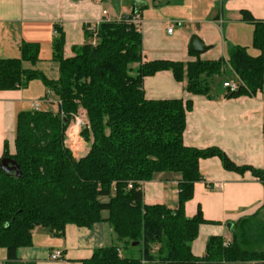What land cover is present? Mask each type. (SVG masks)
<instances>
[{
	"label": "trees",
	"instance_id": "16d2710c",
	"mask_svg": "<svg viewBox=\"0 0 264 264\" xmlns=\"http://www.w3.org/2000/svg\"><path fill=\"white\" fill-rule=\"evenodd\" d=\"M141 11L134 6L129 15L101 21L96 45L85 25L86 42L76 47L73 57L64 56L63 36L56 38L57 80L24 67L25 62L39 61L38 43H22L19 58H0V89L24 88L40 79L58 102L55 111L20 112L15 151L10 152L6 141L0 156V248L9 263L17 260L20 247L32 244L37 226L63 236L68 224L90 228L106 221L123 249L119 244L95 249L80 264H264L262 211L233 223L227 244L223 236H211L202 257L193 253L192 243L207 221L200 208L192 218L185 215L194 184L203 179L201 159L217 156L224 168L251 171L263 184L264 171L237 165L217 147L186 146L183 135L191 100L148 99L143 87L145 77L169 70L176 81L186 80L187 91L209 96V79L229 66L243 84L234 92L225 89L226 97L254 95L264 86V20L242 11V18L255 25L257 55L236 45L227 59L144 61L143 36L132 22ZM80 109L87 115L82 137L90 145L76 158L64 140L68 123ZM4 157L19 165L20 175L2 168ZM161 172L180 175L175 208L144 201L142 182Z\"/></svg>",
	"mask_w": 264,
	"mask_h": 264
},
{
	"label": "crops",
	"instance_id": "0c3cea01",
	"mask_svg": "<svg viewBox=\"0 0 264 264\" xmlns=\"http://www.w3.org/2000/svg\"><path fill=\"white\" fill-rule=\"evenodd\" d=\"M184 3L186 8L172 18L178 36L171 41H163L165 21L145 19L140 14L144 61L165 59L187 63L198 58L227 59L236 45L246 46L250 52L255 25L242 18V11L264 20V0H185ZM104 11L102 0H0V58H19L22 43H38L39 61L25 62L24 67L57 80L60 65L52 60L56 38L63 36L64 56L73 57L76 47L86 42L85 25L122 17L112 18ZM171 35L176 37L175 29ZM193 35L202 39L209 47L207 51L195 53L190 49ZM257 54L258 50L254 55ZM227 71H231L232 80L239 79L229 66L223 73ZM227 80L231 79L225 76L224 81ZM143 87L148 99L191 100L183 135L186 146L217 147L237 165L264 171V86L254 95L237 98L226 97L225 88L209 91V96L194 94L186 90V80L178 82L171 71L164 70L145 77ZM35 102L39 103V110L58 109L57 100L40 79L31 80L24 88L0 89V156L6 141L14 153L17 117L22 111L35 110ZM82 141V151L86 153L90 144L84 138ZM199 166L203 179L195 182L194 196L185 204V215L192 218L200 208L207 221L200 226L199 235L192 243L193 253L202 257L211 236L221 235L228 241L232 236L229 223L264 211V184L251 171L238 173L224 168L217 156L201 159ZM179 181V174L156 173L143 184L145 203L177 207ZM217 183L221 186L217 187ZM116 238L106 221L90 228L68 224L63 236L37 226L32 244L18 249L15 262L9 263L6 250L0 248V264H80L91 258L95 249L112 245ZM55 251H62L63 261L51 259Z\"/></svg>",
	"mask_w": 264,
	"mask_h": 264
},
{
	"label": "rangeland",
	"instance_id": "374dc122",
	"mask_svg": "<svg viewBox=\"0 0 264 264\" xmlns=\"http://www.w3.org/2000/svg\"><path fill=\"white\" fill-rule=\"evenodd\" d=\"M184 1L185 0H102V2H104V6L106 8V11L108 10L107 11L108 16H110L112 18H117L119 15H121V16L129 15L132 13L134 6H136L137 8L139 7L142 9L141 14L144 16L145 19L156 18L157 20L165 21L166 23L163 26L164 29L162 31L163 41H171V40L177 38V36H178V33L176 32L177 26H176L174 19H172V18L177 16L181 11H183L186 8ZM167 21H170L171 24L173 23V25L170 26V24ZM169 28H172V30L175 29L176 37L171 35L172 31L168 32ZM250 53L254 55L257 53V50H255L252 46H250ZM47 58H49V57H47ZM52 60L58 62V64H59V61L55 60L54 58H52ZM47 62L49 64V61H47ZM225 76L227 78H230L231 80L233 78L231 71L230 72L227 71L223 74L213 75L209 79L210 91L213 92V91H216L218 89L224 90L223 81H224ZM43 107H44V105L41 102V108H43ZM81 113H84V112L81 111ZM82 142L83 141L80 139V144ZM86 153H85V151H82V149H81L80 152H77V155H75V157L79 158V157L85 155ZM107 215H108V213L104 212V216H107ZM260 216L264 218V211H262L260 213ZM113 244H119V245H121V247L123 249V244L119 243L117 238ZM137 255H139V253H137ZM146 264H156V263L147 262ZM163 264H166V263H163Z\"/></svg>",
	"mask_w": 264,
	"mask_h": 264
},
{
	"label": "built area",
	"instance_id": "2783aa9c",
	"mask_svg": "<svg viewBox=\"0 0 264 264\" xmlns=\"http://www.w3.org/2000/svg\"><path fill=\"white\" fill-rule=\"evenodd\" d=\"M104 14H107V11H104ZM132 22L137 24L138 27H139V30H140V22H141L140 14L134 15L133 18H132ZM99 23L100 22H98V23H90V24L86 25V28L88 29V31L92 32L91 43L93 45H96L97 28H98ZM171 31H172V28H169L168 32H171ZM242 84L243 83L239 79H237V80H227V81L223 82V87L226 90H228V91L234 92V91H237L239 89L240 85H242ZM33 105H34L36 110L39 109V103L38 102H35ZM82 112H84V113H81V111H80L78 114H75L73 116L71 121L68 123V126H67L66 131H65L64 144H65V146L67 148H69L72 151L73 155H74V153L80 152V150L83 147V145H82L83 142L80 144V139L82 140V138H83L82 137V130L87 126V115H86L85 110H82ZM73 133L75 134V136L77 137V139L79 141L78 145H74L73 136H72ZM143 184H144V182H142V185ZM216 186L220 187L221 184L217 183ZM129 187H132L131 183H129ZM228 242H229V240L226 241V244ZM51 259H53V260H62L63 261L64 259H63L62 251H55L51 255ZM246 264H256V262L255 261H249Z\"/></svg>",
	"mask_w": 264,
	"mask_h": 264
},
{
	"label": "water",
	"instance_id": "95a60500",
	"mask_svg": "<svg viewBox=\"0 0 264 264\" xmlns=\"http://www.w3.org/2000/svg\"><path fill=\"white\" fill-rule=\"evenodd\" d=\"M208 46L204 44L202 39L198 35H193L190 40V49L195 53H204L208 50ZM2 168L7 172H17L18 175L21 174L19 165L9 158H3L1 161ZM229 227H232V224L229 223Z\"/></svg>",
	"mask_w": 264,
	"mask_h": 264
},
{
	"label": "bare ground",
	"instance_id": "6f19581e",
	"mask_svg": "<svg viewBox=\"0 0 264 264\" xmlns=\"http://www.w3.org/2000/svg\"><path fill=\"white\" fill-rule=\"evenodd\" d=\"M72 136H73V142H74V145H77L78 144V139H77V137L75 136V134L73 133L72 134Z\"/></svg>",
	"mask_w": 264,
	"mask_h": 264
}]
</instances>
